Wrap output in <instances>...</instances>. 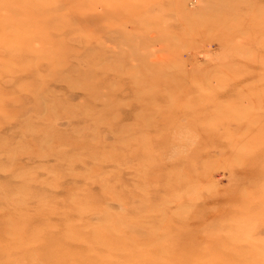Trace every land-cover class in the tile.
<instances>
[{
	"label": "rangeland",
	"instance_id": "374dc122",
	"mask_svg": "<svg viewBox=\"0 0 264 264\" xmlns=\"http://www.w3.org/2000/svg\"><path fill=\"white\" fill-rule=\"evenodd\" d=\"M0 264H264V0H0Z\"/></svg>",
	"mask_w": 264,
	"mask_h": 264
}]
</instances>
